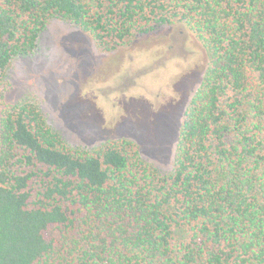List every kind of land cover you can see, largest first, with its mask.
<instances>
[{"label": "trees", "instance_id": "trees-1", "mask_svg": "<svg viewBox=\"0 0 264 264\" xmlns=\"http://www.w3.org/2000/svg\"><path fill=\"white\" fill-rule=\"evenodd\" d=\"M51 19L109 51L180 24L207 66L168 173L62 145L36 104L2 110L0 264H264V0H0V88Z\"/></svg>", "mask_w": 264, "mask_h": 264}, {"label": "rangeland", "instance_id": "rangeland-1", "mask_svg": "<svg viewBox=\"0 0 264 264\" xmlns=\"http://www.w3.org/2000/svg\"><path fill=\"white\" fill-rule=\"evenodd\" d=\"M207 61L201 42L180 24L109 51L74 24L51 19L34 51L11 60L0 113L16 103L36 104L62 145L84 151L114 145L168 173ZM42 181L37 176L29 183L30 206ZM52 236L58 232L46 233Z\"/></svg>", "mask_w": 264, "mask_h": 264}]
</instances>
